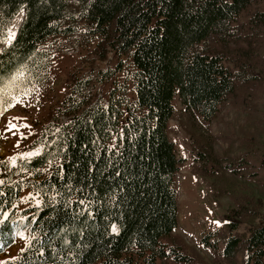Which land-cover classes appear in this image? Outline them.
<instances>
[{"label":"trees","instance_id":"trees-1","mask_svg":"<svg viewBox=\"0 0 264 264\" xmlns=\"http://www.w3.org/2000/svg\"><path fill=\"white\" fill-rule=\"evenodd\" d=\"M21 9L23 24L0 51V82L22 75L0 96V120L25 89L49 80L51 39H97L92 54L115 51L130 64L71 73L37 139L41 152L0 161V253L17 233L29 238L4 264H236L238 251L242 264H264V0H0V42ZM123 71L136 97L123 81L105 98L96 82ZM176 95L205 119L223 102L244 113L239 153L217 152L183 124ZM172 119L191 139L195 175L233 202L201 238L213 262L175 231ZM26 189L37 201L21 206ZM244 223L249 234L233 233Z\"/></svg>","mask_w":264,"mask_h":264},{"label":"rangeland","instance_id":"rangeland-1","mask_svg":"<svg viewBox=\"0 0 264 264\" xmlns=\"http://www.w3.org/2000/svg\"><path fill=\"white\" fill-rule=\"evenodd\" d=\"M9 29L6 31L5 43L0 42V50L9 42ZM96 40L87 42L81 35L70 39L50 40L53 45V56L49 80L41 85L25 89V92L17 97L11 109L0 120V161H10L15 164L18 157L31 156L42 150L43 146L37 142V139L50 121L48 120L49 113L52 112L56 115L59 102L69 93L71 73L76 75L93 74L98 70L114 68L120 60L127 61L124 65L128 67L130 61L126 56L117 55L115 51H109L105 60L96 57L94 53L92 54L91 50ZM123 81H126L125 71L103 83L97 81L96 87L107 98L114 84ZM126 82H128L129 96L134 99L136 91L133 83L132 81ZM174 104L178 112L181 111L182 123L196 125V128L209 138L217 152L229 156L239 153L238 142L234 138L235 131L245 119L244 113L234 109L230 103L223 102L216 117L205 119L203 116L198 117L187 110L184 112L182 110L184 103L179 95L175 96ZM262 105L264 106V93ZM9 122L15 127H11ZM170 124L177 127V131H172L170 136L175 142L177 156L181 160L174 175L178 203V225L175 231L189 243L197 246L201 253L213 262L211 250L202 244L201 238L204 234L221 226L230 213L233 202L228 196L217 199L210 180L195 175L192 165L194 152L191 139L187 135L184 125L180 124L177 119H172ZM36 201V195L31 190L23 191L21 206ZM237 232L249 234L250 227L245 223L240 224L233 233ZM28 239L25 232L17 233L16 242L6 251L0 253V264L14 258L24 248ZM222 247L220 245V248ZM231 261H235L236 264L243 263L240 251Z\"/></svg>","mask_w":264,"mask_h":264},{"label":"bare ground","instance_id":"bare-ground-1","mask_svg":"<svg viewBox=\"0 0 264 264\" xmlns=\"http://www.w3.org/2000/svg\"><path fill=\"white\" fill-rule=\"evenodd\" d=\"M23 19H24V11L22 10V11L18 12L16 17L13 19L12 25L9 29V38L10 39H13L15 37V35L17 34V31H18L19 27L21 26Z\"/></svg>","mask_w":264,"mask_h":264},{"label":"snow or ice","instance_id":"snow-or-ice-1","mask_svg":"<svg viewBox=\"0 0 264 264\" xmlns=\"http://www.w3.org/2000/svg\"><path fill=\"white\" fill-rule=\"evenodd\" d=\"M21 75H22V73H17L16 75L12 76L7 84H3L2 82H0V96H2L4 94L3 90L10 88L12 82L17 80ZM3 111H4V109L0 108V112H3ZM9 123H10L11 127H15V125H12L11 122H9ZM2 183H3V181H0V184H2ZM113 231H116L115 227L113 228Z\"/></svg>","mask_w":264,"mask_h":264}]
</instances>
